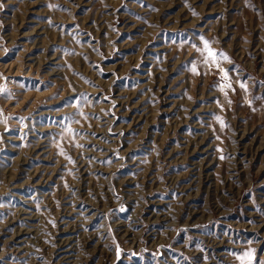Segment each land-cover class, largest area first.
<instances>
[{"label": "rangeland", "instance_id": "374dc122", "mask_svg": "<svg viewBox=\"0 0 264 264\" xmlns=\"http://www.w3.org/2000/svg\"><path fill=\"white\" fill-rule=\"evenodd\" d=\"M0 264H264V0H0Z\"/></svg>", "mask_w": 264, "mask_h": 264}, {"label": "snow or ice", "instance_id": "6c2138e0", "mask_svg": "<svg viewBox=\"0 0 264 264\" xmlns=\"http://www.w3.org/2000/svg\"><path fill=\"white\" fill-rule=\"evenodd\" d=\"M207 43L208 42L205 41V45H207ZM208 52H209V57L214 59V53H212L210 49L208 50Z\"/></svg>", "mask_w": 264, "mask_h": 264}, {"label": "bare ground", "instance_id": "6f19581e", "mask_svg": "<svg viewBox=\"0 0 264 264\" xmlns=\"http://www.w3.org/2000/svg\"><path fill=\"white\" fill-rule=\"evenodd\" d=\"M91 199V198H90Z\"/></svg>", "mask_w": 264, "mask_h": 264}]
</instances>
